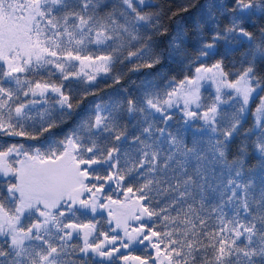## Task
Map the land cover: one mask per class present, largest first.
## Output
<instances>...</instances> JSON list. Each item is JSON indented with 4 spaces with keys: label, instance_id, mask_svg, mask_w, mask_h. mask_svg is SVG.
Returning <instances> with one entry per match:
<instances>
[{
    "label": "snow or ice",
    "instance_id": "snow-or-ice-1",
    "mask_svg": "<svg viewBox=\"0 0 264 264\" xmlns=\"http://www.w3.org/2000/svg\"><path fill=\"white\" fill-rule=\"evenodd\" d=\"M153 7L0 0V135L49 136L46 147L0 145V264H264V23L253 22L264 21V0H184L170 19L201 15L191 29L177 21L172 34L160 12L145 11ZM240 48L242 67L226 71ZM165 58L196 66L163 91L146 82L138 96L95 103L52 135L80 106L69 83H119L117 64L135 60L139 71ZM205 84L215 87L210 98ZM106 185L124 199L105 195ZM100 210L115 225L108 231ZM134 245L152 251H122Z\"/></svg>",
    "mask_w": 264,
    "mask_h": 264
},
{
    "label": "trees",
    "instance_id": "trees-1",
    "mask_svg": "<svg viewBox=\"0 0 264 264\" xmlns=\"http://www.w3.org/2000/svg\"><path fill=\"white\" fill-rule=\"evenodd\" d=\"M153 5L156 7L147 8L145 11H155L161 13L160 22L169 29L170 34L175 32V28L177 26V21L181 24H185L188 29H191V26L199 19L201 15V10L199 8L190 11L187 14H182L180 17H176L175 19H170L172 11H176L183 3L184 0H151ZM206 3V0H199V4L203 5ZM253 22L257 25L264 23V21L260 20L259 17H254ZM188 42L189 48L194 50L197 44V36L196 33L189 30L188 31ZM166 43V39L164 41ZM164 44H161L163 48ZM134 50V49H133ZM244 48H240L235 52L230 53L226 59V71H236L239 70L241 66V58L242 53L244 52ZM223 51V49H221ZM214 59H209L203 61L206 64H211L214 62ZM136 61L133 60L132 62H124L123 64H117L115 68L116 74L121 76V80L119 83H114L111 78L105 77L103 79L99 78L95 82L94 87H89L83 82L73 81L67 85L72 89V96H73V103L80 101V106L75 109V114L71 119L68 120L67 124L62 125L61 129L53 130L52 135L56 138H60L63 135L64 131H67L71 128L75 123H77L78 119L84 116L89 108L94 105L95 103L101 102H111V101H118L122 99L126 95H140L144 90V85L146 82H151L154 86L158 87L161 91L165 90L168 86V81L172 78L176 80L182 79L184 75L190 74L194 71L195 64L192 65L191 69L188 67L187 61H182L180 58H176V60H169L165 58L161 65L156 67L155 69H140L139 71H132L133 64ZM258 72L264 70V64H258ZM234 79L235 77H230ZM53 80L59 83V78L53 77ZM85 90H88L90 93L95 92V95L89 94L86 97L83 95ZM212 95L210 90H204L203 96L210 98ZM259 95H264V92L259 93ZM207 102V101H206ZM256 105V102H253V107ZM225 108L228 105L224 106ZM174 113V119L172 121L173 130L176 127L182 126V121L180 114L178 112ZM253 118L252 115L249 114L245 117L244 120V128H248L252 125ZM49 139L48 134H45L37 141L28 140L26 138L21 137H5L0 135V145L7 146L13 143H23L25 147L29 146H39V147H46L47 141ZM189 142V146H191V136L190 134L187 137ZM256 163V154L252 153L249 157V166L254 165ZM4 184V178L0 177V186ZM2 187H0V191H2ZM122 192L115 189V186L108 187L105 186V195H110L114 199L116 196L117 199H120ZM175 215V213H173ZM91 219V216L88 217ZM96 220L100 221V227L103 231L109 230V225L107 224L106 216L103 213H99L95 217ZM3 238L0 237V240ZM130 254L132 255H139L144 256L148 252H151L149 249L145 251L144 247H134L129 250Z\"/></svg>",
    "mask_w": 264,
    "mask_h": 264
},
{
    "label": "rangeland",
    "instance_id": "rangeland-1",
    "mask_svg": "<svg viewBox=\"0 0 264 264\" xmlns=\"http://www.w3.org/2000/svg\"><path fill=\"white\" fill-rule=\"evenodd\" d=\"M98 79H99V77L97 78V80H98ZM204 90H210L212 94L215 93V87H214V86H210L209 84H205L204 87L202 88V90H201V91H202V95H203ZM224 106H226V105H224ZM224 106H222V107H224ZM255 106H256V105H255ZM255 106L253 107V103H252L250 107H251V109H254ZM171 111H173V112H178V111L175 110V109H173V110H171ZM178 113H179V112H178ZM179 114H180V113H179ZM249 114H251V111H249V113H247V114L245 115V117H247ZM1 178H3V177H1ZM117 190L120 191L119 189H117ZM120 192H121V191H120ZM114 197H115L114 199H117L116 196H114ZM123 199H124L123 194H121L120 200H123ZM99 213H103V214L106 216V218H107V212H106L105 210H100ZM131 224H132L133 227L137 226V225H136V222H131ZM114 226H115V225H114V223H113L110 227H114ZM118 232H119L120 235H123L122 230H118ZM140 246L144 247L143 245H134L132 248H134V247H140ZM132 248H131V249H132ZM131 249H128V250H122V251H124L125 253H128L129 250H131ZM149 250L152 251L151 249H149Z\"/></svg>",
    "mask_w": 264,
    "mask_h": 264
}]
</instances>
